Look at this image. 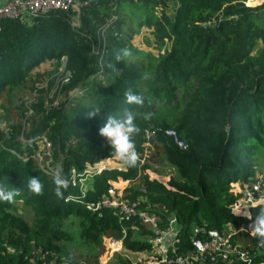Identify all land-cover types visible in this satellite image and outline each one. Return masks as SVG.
<instances>
[{"label":"trees","instance_id":"obj_1","mask_svg":"<svg viewBox=\"0 0 264 264\" xmlns=\"http://www.w3.org/2000/svg\"><path fill=\"white\" fill-rule=\"evenodd\" d=\"M176 1L171 15L168 0H100L79 8L78 26L72 9L30 23H1L0 264H83L63 228L71 217L78 220L81 241L101 253L104 238L121 241L130 252L149 251V242L136 238L150 237L137 218L119 222L111 210L86 208L111 185L138 174L126 198L143 197L140 209L148 208L163 223L176 218L178 254L192 250L197 228L222 231L230 224L238 231L256 222L255 238L237 233L233 241L243 250L264 241L263 207L250 209L252 219L230 211L240 196L237 184L253 180L256 157L264 153V50L252 54L258 42L264 43V1ZM143 27L153 29L157 56L132 45ZM62 59L70 79L49 98ZM45 62H53L54 70L47 77L32 76ZM46 80L36 91L35 85ZM28 84L27 96L19 98ZM54 97L60 100L57 108L51 106ZM112 128L126 131L117 140L108 135ZM168 128L188 143L187 150L164 135ZM147 130L155 131L153 152L140 165ZM41 136L51 144L54 170L65 179L72 170L82 174L87 165L118 155L124 167L92 176L91 189L77 202V189L45 175L33 159L24 160L39 146H24L21 139ZM156 163L172 169L165 181L154 174ZM12 200L23 202L32 224L14 213ZM37 249L51 251L55 259L30 262ZM254 261L264 264V253Z\"/></svg>","mask_w":264,"mask_h":264},{"label":"built area","instance_id":"obj_2","mask_svg":"<svg viewBox=\"0 0 264 264\" xmlns=\"http://www.w3.org/2000/svg\"><path fill=\"white\" fill-rule=\"evenodd\" d=\"M80 1V7H87L93 0H10L4 5L0 6V26L4 20H19L22 22L30 23L32 20L43 17L49 13L56 11H68L72 9L75 4ZM113 19V18H112ZM63 64L58 70V73H62L63 77L56 79L52 90L49 94V98H52L59 90V86L68 82L70 79V73L65 72V62L62 59ZM48 80L45 83H37L35 85L36 91L46 86ZM35 91V92H36ZM78 92L73 97L81 94ZM35 95V93H34ZM60 104L59 97H54L51 106L57 108ZM32 114L31 109L27 106L26 116ZM157 131L161 132L158 128ZM155 133L154 130H147L145 132V141L142 145L143 152L139 160V164L142 165L148 158L149 154L153 152L151 144V137ZM164 135L172 140V143L181 151L188 149V143L181 139L173 128H168L163 131ZM24 146H29L36 143L38 150L24 158V160L33 159L38 168L48 177L56 179L64 186H71L78 190L79 197L75 200L80 202L81 199L86 197V184L91 180L92 176L99 174L105 169L101 164H95L93 166L87 165L82 174H78L75 170L71 171L69 179L63 178L52 166L51 144L44 137L41 136L36 140L21 139ZM20 157V156H18ZM22 158V157H21ZM171 169L167 170L170 173ZM140 174L133 180L125 181L119 185H111L107 189V194L103 196L99 201L86 206L88 210L97 212L102 208L113 211V214L117 216L119 222H126L132 218H137L141 226L150 232L149 241L151 258L147 264H220L223 261H231L236 259L243 264H255L254 259L258 258L264 253V241L258 240L253 250H243L238 243L233 241V236L237 233H246L250 238H255L258 235L257 223L254 222L253 226L248 228L241 226L237 231L232 225L228 224L222 231L218 230H206L204 228H197L193 230V237L191 240L192 250H189L185 254H178L175 248L177 243V235L179 227L177 220L174 216L168 217L166 222H162L160 217L153 212H149V209H140V205L145 203L143 197H139L135 201H131L126 198V189L131 185L139 181ZM237 192L240 196L235 204L230 207L231 214L236 217H242L252 219L250 209L254 207L264 208V172H255L253 180L247 183L246 186L241 187L239 184L236 186ZM0 191L3 193V189L0 185ZM69 199H66L68 201ZM16 203L22 205L21 200H16ZM243 210L247 214H243ZM245 213V212H244ZM201 234V238L198 235ZM111 246L116 244L114 239H108ZM8 253H13L12 248H6ZM50 257L55 259V255L49 250L37 249L32 252V257L28 260L33 262L35 258L45 259ZM106 261L109 260L107 255ZM105 261L97 264H104ZM83 264H85L83 262Z\"/></svg>","mask_w":264,"mask_h":264},{"label":"rangeland","instance_id":"obj_3","mask_svg":"<svg viewBox=\"0 0 264 264\" xmlns=\"http://www.w3.org/2000/svg\"><path fill=\"white\" fill-rule=\"evenodd\" d=\"M253 1L255 3H259V2L261 3L263 0H253ZM176 3H177L176 0H168V2H167L168 7L166 9V12L169 15H171L174 12V10L177 6ZM147 40L150 43V45H148V43L146 42ZM152 42L153 41L150 40L149 31L146 27L141 28L139 35L134 36V38L132 39V44H133L134 48H136V49L142 48L144 51L151 52L153 55L157 56L158 51L155 49V46L152 44ZM262 50H264V43L258 42L257 45L255 46L252 54L255 55ZM53 70H54V63L53 64L48 63L47 65H44L40 68L39 71H41V73L34 72L32 76H34L35 74H42L43 73L47 77L46 74L52 72ZM61 75H62L61 72L57 74V76H61ZM46 79L53 81V80H51L52 78H46ZM29 86H30V84L27 85L26 90L19 91V93L21 92L20 94L18 93L20 96L19 98H23V97L25 98V96H27L28 91H29ZM2 102L6 106H9V104L6 101V97H4ZM9 108H10V106H9ZM9 117L11 119L14 118V112L13 111H11V114H9ZM0 128H3L2 122L0 123ZM125 131L126 130L118 128V131L108 132V135L111 136V133H113V135L117 139H121V137H122L121 134L125 133ZM120 158H121V156L118 155L117 157L105 160L101 163L104 164L105 168H120L121 169L124 166L121 163H119ZM256 163L258 165L257 172H264V153H260L256 157ZM156 164H163V163H156ZM153 172L160 180L165 181L167 174L165 173L164 168L158 169V171H153ZM11 202H12V205L14 207V209H13L14 213H16L18 215H22L28 221L29 224H32L33 223V217L31 215L30 211L28 209H26L25 206L16 203V201L12 200ZM243 214H247V212L243 210L242 215ZM63 228L72 237V241H71L70 245L73 247L75 257L77 258L78 261H82L85 264H97V263L103 262V261H105L104 264H147V262H149V260L151 258L150 251L130 252V251L123 249L120 241L117 242V245L114 244L113 246H111V244H110V242H108V240H106L105 242L103 241L102 245L104 247V252L103 253L99 252V250L95 246L85 244L81 241L80 228L78 225V220L74 217H71L67 221H65ZM136 238L147 240L148 242L151 240L150 237L144 238V237L136 236ZM106 255L109 258L108 261H106V259H105Z\"/></svg>","mask_w":264,"mask_h":264},{"label":"crops","instance_id":"obj_4","mask_svg":"<svg viewBox=\"0 0 264 264\" xmlns=\"http://www.w3.org/2000/svg\"><path fill=\"white\" fill-rule=\"evenodd\" d=\"M8 1H10V0H0V6L1 5H4L5 3H7ZM177 2V1H176ZM177 4V3H176ZM79 8H81L80 7V1H78L76 4H75V6L72 8V13H73V23L75 24V26H78V25H80V19L78 18V15H79ZM168 14V13H167ZM169 15V14H168ZM148 31H149V35H150V40H152L153 42H154V38H153V35H152V32H153V29L151 28V29H148ZM139 35V34H138ZM136 36V35H135ZM134 38V37H133ZM148 41V40H147ZM153 42H152V44H153ZM151 44V45H152ZM133 45V44H132ZM154 45V44H153ZM152 45V46H153ZM138 50H140V51H144L142 48H137ZM144 52H146V51H144ZM48 63H52L53 64V62H45V63H43V64H41L38 68H36L32 73H34V72H36V73H41V71H39L40 70V68L42 67V66H44V65H47ZM124 130V129H123ZM112 131H118V128H112V129H110L109 130V132H112ZM124 134V133H123ZM123 134H121V136L123 135ZM111 137H113V138H115V139H117L112 133H111ZM118 140V139H117ZM162 168H164L165 169V173H167V170L168 169H171V168H169L165 163H163V164H155L154 166H153V169L154 170H157L158 171V169H162ZM112 169H114V168H112ZM171 171H172V169H171ZM168 174V173H167ZM119 185V184H118ZM91 183H90V180L88 181V183L86 184V188L87 189H91ZM106 240H108V239H106V238H104V242L106 241ZM116 241V240H115ZM109 242V241H108ZM117 242H119V241H116V244L115 245H117ZM120 243L122 244V242L120 241ZM113 246V245H112ZM123 247V246H122Z\"/></svg>","mask_w":264,"mask_h":264},{"label":"water","instance_id":"obj_5","mask_svg":"<svg viewBox=\"0 0 264 264\" xmlns=\"http://www.w3.org/2000/svg\"><path fill=\"white\" fill-rule=\"evenodd\" d=\"M98 1H100V0H93L94 3H95V2H98ZM263 1H264V0H263ZM263 1H262V2H263ZM262 2H261V3H262ZM259 5H260V4H259Z\"/></svg>","mask_w":264,"mask_h":264}]
</instances>
